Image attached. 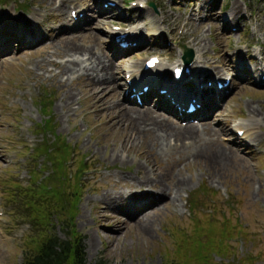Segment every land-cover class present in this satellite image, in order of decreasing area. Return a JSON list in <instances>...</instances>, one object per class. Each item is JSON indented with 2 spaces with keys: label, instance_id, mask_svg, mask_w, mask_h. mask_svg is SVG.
<instances>
[{
  "label": "rangeland",
  "instance_id": "obj_1",
  "mask_svg": "<svg viewBox=\"0 0 264 264\" xmlns=\"http://www.w3.org/2000/svg\"><path fill=\"white\" fill-rule=\"evenodd\" d=\"M106 1L0 0V264H21L24 251L35 246L40 233L48 234L51 227L40 221L34 208L40 199L44 208L54 202L47 196L56 188L77 205L73 226L85 237L86 264H264V83L254 84L262 73L242 80L236 73L241 61L247 69L260 70L264 64V0H113L124 12L131 10L127 11L130 23L127 17H117L116 11L101 14ZM139 2L146 7L142 12L132 8ZM71 9L84 13L77 28L68 19ZM94 20L100 23L95 25ZM120 26L134 30L146 43L127 53L124 64L140 65L142 59L161 55L168 70L186 47L202 58L212 77L234 75L235 87L220 102L219 117H215L221 125L226 122L227 133H217L213 124L217 140L205 151L215 157L211 167L198 160L186 161L190 152L181 154L172 143L154 147L147 138L125 144L130 131L105 125V115L111 111L95 109L92 96L98 85L81 79L86 76L76 73L77 67L52 79L62 72L61 64L79 56L68 55L72 47L87 46L97 56L113 57L109 32ZM63 27L70 29L65 35L59 32ZM28 29L32 34L25 36ZM20 41L34 46L19 47ZM82 56L84 62L91 58ZM127 56L113 57L119 65L114 73L120 72ZM119 74L116 82L123 85L125 72ZM116 87L110 85L114 92L104 96L111 95L108 108L118 103L117 109L131 113L144 110L127 106L123 87ZM158 112L169 123L188 126ZM239 131L244 133L241 138H237ZM203 132L200 128L199 133ZM61 142L66 146L63 154L70 155L68 162H61L63 179L57 185L54 178L50 184L57 187L40 197V189L55 172L44 154L59 151ZM35 149L39 151L34 153ZM142 152L147 155L146 164L137 155ZM217 158L228 160L227 166ZM141 169L150 171L157 183L144 188L147 194L153 193L157 200L163 188L167 199L154 209L151 226L145 225L151 229L148 233L134 226L131 218L119 216L122 225L115 223L119 220L108 222L114 215L105 206L106 193L135 188L131 186L143 174ZM181 179L188 189L178 199L171 184ZM122 209L133 218L140 212L119 203V212L114 213ZM115 224L122 229L112 230Z\"/></svg>",
  "mask_w": 264,
  "mask_h": 264
},
{
  "label": "bare ground",
  "instance_id": "obj_2",
  "mask_svg": "<svg viewBox=\"0 0 264 264\" xmlns=\"http://www.w3.org/2000/svg\"><path fill=\"white\" fill-rule=\"evenodd\" d=\"M66 0H61V3H64ZM86 3L92 2V0H85ZM115 2V1H113ZM89 6H87V9ZM212 16V15H210ZM148 17L146 16L145 19ZM104 19H108L104 17ZM100 22L98 20H94V24L98 25ZM107 25H109L110 21L107 20ZM147 26V24L145 23ZM150 27H153L150 25ZM26 31V34H31V29L24 30ZM67 31L66 27H63L61 29V34L65 35ZM93 29H89V32H92ZM74 39V38H66L67 40ZM75 41V40H74ZM29 42V40H27ZM32 43V42H31ZM106 45V44H105ZM29 46H33V44H29ZM26 46L24 42H19V47H29ZM70 54L68 55H79L75 56L70 63L68 64H61L59 68L62 67V72L59 75H54L52 77L53 80L56 79L57 76H60L61 74H69L72 72L73 67H77L78 70L76 73H79L80 76H86V78L81 77V79H86L88 82H91L95 85H98V90L95 91V94L93 97L94 103H95V109L99 110V112L103 111L104 109L106 112L111 111V114L105 115L107 120H103V122L106 123L112 128L119 127L121 132L130 131L125 137L124 142L128 145H133L136 141H142L144 142L147 138L148 141H151L150 143L154 145V147H157L158 145H163L164 142L167 144H171L174 147H178L180 149V153H188L190 152V155L188 156V160H191L192 162H195L196 160L205 162L208 164V167H211L213 163L215 162V157L212 156V154L209 152H205L207 148H210L209 144L215 145V141L217 140V133L219 134H226L227 131L225 127L221 125V122L219 120H216V116L213 113V110L215 109V105L213 104V98L206 102L207 105L210 106V109L207 111L206 114L203 115V121L199 125H193L188 124L186 127H180L176 123H169L167 120H165L162 115L158 112V107L149 108L144 107L143 111H127L125 109L120 110L119 104L115 103L111 108H108L106 106L108 102L109 97H104L106 93L114 92V89H110V85H116V89H120L121 85L116 82L117 77L119 73L122 71H126V74L134 75V70L138 71V64L128 65L124 64V59L122 60L120 66V72H115V67L117 68L119 65H116V61H113L112 57L109 56H97L93 52V49L91 47L83 46V47H72L71 51H69ZM82 55L90 56L91 58L88 60V62H84L85 58ZM116 57V56H115ZM79 58V59H78ZM179 60L178 62H180ZM68 62V60L66 61ZM116 65V66H115ZM161 72L158 73L161 76H165L167 74V71L164 69L163 66H161ZM89 71L92 72V74L87 75ZM120 75V74H119ZM154 75V73L151 74V77ZM150 77V79H151ZM242 77V76H241ZM259 77V75H258ZM154 81H152L153 83ZM110 84V85H108ZM199 86V84H198ZM167 87H169L167 85ZM110 89V90H109ZM113 90V91H112ZM172 90V88H170ZM151 96H146L145 98H150ZM192 99L196 98H189L186 97L185 100L192 101ZM125 99H123L124 101ZM171 111V110H170ZM124 113V114H123ZM123 114V116H122ZM156 116V117H155ZM130 117V118H129ZM104 119V117H103ZM129 121V122H128ZM176 121V120H174ZM213 124L214 126H217V133L216 131L213 132ZM177 125V126H176ZM203 129V133H199V129ZM208 133L214 135L216 138L215 140L211 139V136L208 135ZM155 141V142H152ZM165 146V145H164ZM160 147V146H159ZM239 149V146H236ZM166 148H168L166 146ZM236 151V150H235ZM138 157L144 159V163L146 164L148 159L146 153H138ZM217 160H220V163L227 166L228 160L224 158H217ZM150 168H153L152 166H149ZM143 174L140 176V178H137L138 180L142 179L141 182L137 183V179H134L135 187L129 190L128 188L124 189L123 191H114L112 193H106L105 194V206L106 209L110 208L114 216L108 217V222L111 221H117L115 222L119 225H122L120 222V217L131 220L134 219L133 223L134 226H137L141 228V231L149 232L151 229L148 228L145 225L151 226L150 220H152L151 215L154 214V209L158 206V203L162 202L163 200H167L165 197L166 191L162 188L161 195L156 200L153 197V193L148 195L147 193L149 191L144 190V188H154V186L157 185L156 179H153L150 177L151 172H146L145 170L141 169ZM171 187L174 189V191L177 193V198L180 199L181 193H183L185 190L188 189L187 183L184 179H181L177 182H174L171 184ZM135 191H140V193L136 194ZM142 191L146 192L143 193ZM128 195V196H127ZM127 196V197H125ZM129 200V202L127 201ZM119 203L120 205L123 203H127L130 208H138L140 212L137 214V218H133L130 211H126L125 209H122L120 213H114L119 212ZM175 202H173L174 204ZM152 210L149 212V210ZM119 214V215H118ZM107 217H103L105 220ZM131 218V219H130ZM140 219V220H138ZM154 219V218H153ZM145 223V224H144ZM117 224L114 225L115 228L118 230L122 229V226H117Z\"/></svg>",
  "mask_w": 264,
  "mask_h": 264
},
{
  "label": "trees",
  "instance_id": "obj_3",
  "mask_svg": "<svg viewBox=\"0 0 264 264\" xmlns=\"http://www.w3.org/2000/svg\"><path fill=\"white\" fill-rule=\"evenodd\" d=\"M61 143V150L63 152L64 147L66 146L64 142ZM66 158H68L66 155L65 157L59 156V158H55L54 161L61 164V162L64 163ZM58 164L55 163L54 167L57 171H59ZM63 169L62 166V170ZM58 184H60V180L57 178V185ZM49 185L54 188L57 187V185ZM56 189V192L52 193L51 196H47V198L50 197L51 199H54V202H47L45 208L42 207L41 204L39 208L36 209V213L39 214L40 221L46 224L49 222V226H52L51 222L53 218L58 219L59 222L57 221V224L60 225L61 232L66 239H60L56 233V226L54 228L55 230L52 232L48 231V234H43V232H41L39 239L34 242L35 246L24 251L21 264H86L84 238L74 230L73 226L77 212V205L70 200L73 197L69 198L64 192L59 191V188ZM41 197H43V193L41 194ZM39 210L41 213H39ZM47 211L49 214H46ZM52 213H55V215L52 216ZM65 215L66 219H63L62 217ZM50 218L51 220L49 221ZM198 258L201 257L198 256Z\"/></svg>",
  "mask_w": 264,
  "mask_h": 264
}]
</instances>
